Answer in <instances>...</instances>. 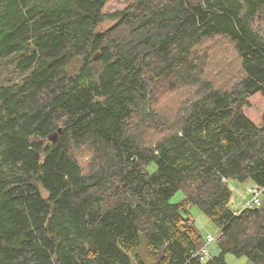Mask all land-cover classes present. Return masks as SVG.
<instances>
[{
  "label": "trees",
  "instance_id": "1",
  "mask_svg": "<svg viewBox=\"0 0 264 264\" xmlns=\"http://www.w3.org/2000/svg\"><path fill=\"white\" fill-rule=\"evenodd\" d=\"M4 63L0 264H264V194L228 184L264 186V0H0Z\"/></svg>",
  "mask_w": 264,
  "mask_h": 264
},
{
  "label": "rangeland",
  "instance_id": "2",
  "mask_svg": "<svg viewBox=\"0 0 264 264\" xmlns=\"http://www.w3.org/2000/svg\"><path fill=\"white\" fill-rule=\"evenodd\" d=\"M123 1V0H122ZM122 3L111 1L108 3L106 9L114 10L118 7H121ZM111 24L110 20H104L101 28L107 27ZM207 48L210 50V47L219 51H228L229 45L223 42L221 39L214 43H207ZM76 64H79L76 62ZM210 67V66H209ZM68 71L73 72V65L68 67ZM15 73L13 72V67L11 63H4L0 70V82H8L14 78ZM248 105L243 108L245 115L254 123L259 124L261 122L262 116L264 115V94L255 93L248 98ZM155 168V164L152 163L147 166V170L152 172ZM229 186L231 187L232 194L229 202V207L234 209H240L242 201L251 200L252 193L248 192V187H254V185L248 180L244 182H239L237 180L230 179L228 181ZM264 194L260 193V197ZM184 197V194L181 190L177 191L172 197H170V202L175 203ZM189 214L191 215L194 226L198 231V234L205 239L207 234H210L212 237H215L217 234V226L209 219V217L203 213L200 208L196 205H193L189 209ZM186 216L185 214H183ZM208 256L215 255L219 252V249L216 244V240H214L207 244ZM206 257V258H207ZM225 259L227 264H254L252 263L246 256H236L231 253H227L225 255Z\"/></svg>",
  "mask_w": 264,
  "mask_h": 264
},
{
  "label": "built area",
  "instance_id": "3",
  "mask_svg": "<svg viewBox=\"0 0 264 264\" xmlns=\"http://www.w3.org/2000/svg\"><path fill=\"white\" fill-rule=\"evenodd\" d=\"M263 187H248L247 191L252 193V199L242 201L240 209H234L233 213L237 214L240 210L245 209L247 207H253L258 206L260 204V193L263 192ZM214 240V237H212L210 234H207L205 237V242L200 246L196 252L193 253V255L200 257V259H203L207 257L208 251H207V244L211 243Z\"/></svg>",
  "mask_w": 264,
  "mask_h": 264
},
{
  "label": "water",
  "instance_id": "4",
  "mask_svg": "<svg viewBox=\"0 0 264 264\" xmlns=\"http://www.w3.org/2000/svg\"><path fill=\"white\" fill-rule=\"evenodd\" d=\"M58 131H60V128L58 129ZM55 133H53L52 135L49 136V139H51L52 141L55 140Z\"/></svg>",
  "mask_w": 264,
  "mask_h": 264
}]
</instances>
